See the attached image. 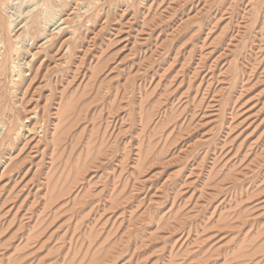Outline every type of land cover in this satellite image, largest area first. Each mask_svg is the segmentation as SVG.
<instances>
[{
	"label": "rangeland",
	"instance_id": "374dc122",
	"mask_svg": "<svg viewBox=\"0 0 264 264\" xmlns=\"http://www.w3.org/2000/svg\"><path fill=\"white\" fill-rule=\"evenodd\" d=\"M96 1L15 2L0 264H264V0Z\"/></svg>",
	"mask_w": 264,
	"mask_h": 264
},
{
	"label": "bare ground",
	"instance_id": "6f19581e",
	"mask_svg": "<svg viewBox=\"0 0 264 264\" xmlns=\"http://www.w3.org/2000/svg\"><path fill=\"white\" fill-rule=\"evenodd\" d=\"M63 1H65V0H28V2H26V0H0V77H1V79H0V85L2 83H3L2 85H6L5 84V80L6 79H8L10 83L16 84V81L23 80V77H25L24 74H25L26 67L25 68L22 67L23 65H22V63L20 61L21 59H18V56H20V58H21L20 52L24 53L26 51V49L24 50L25 47L23 46L24 45L23 40H25L26 39V36L30 33L29 31H30V28L32 27L31 25H33V24L30 25V28L28 27L29 25H26L27 26V30H25L23 36L20 34V35H18V37H16L15 41H14V39L12 40V37H11L12 36V33L11 32L18 26V25L15 26V21L17 20V17L21 16L24 13V11H25V9L24 10H21L22 8L20 9V8L16 7L15 6L16 3L17 4H23V3L26 2V5H28L27 7L30 8V10L28 12L29 14H31V11H32L31 9H33V7H35V6L38 7V12H36L35 15L33 14L34 15L33 16V20L34 21L32 20V22L37 27L39 25H41V32H43V30H46V27H48L51 23H53V21L56 19V17L59 16V13H61V11H60L59 8H61L62 11H63V9H64V7L62 5ZM91 1L94 2V0H91ZM22 7H24V6H22ZM34 9H36V7ZM1 12H2V14H3V12H5L7 14V17H8L7 24H6V22L5 23L3 22L2 17H1ZM4 21H5V19H4ZM56 22H58V21H56ZM26 23H28V22H26ZM13 26H14V28H13ZM72 26H73V24H72ZM34 27H32V29ZM39 27H38V29L35 27L36 32H39ZM58 28L60 29L59 26H58ZM62 29H64V28H62ZM62 29H61V31H62ZM32 36H34V35H32ZM13 54H15L14 56L17 55V58L16 57L14 58L13 57ZM23 64H25V63L23 62ZM28 67H30V66H28ZM10 87H11V85H10ZM1 91H3V90L1 89V86H0V114L1 113L5 114V112H6V103H5L6 98H5V94L7 92L4 93V92H1ZM7 91H10V90H7ZM14 91H16V90H14ZM8 115H9V112H8ZM0 119H1V117H0ZM9 122H10V120H9ZM1 124H2V122H1ZM11 125H16V124H12L11 123ZM17 129H18V127H17ZM3 134H5V133H3ZM9 134H10V131H9ZM0 139H2V138H0Z\"/></svg>",
	"mask_w": 264,
	"mask_h": 264
}]
</instances>
